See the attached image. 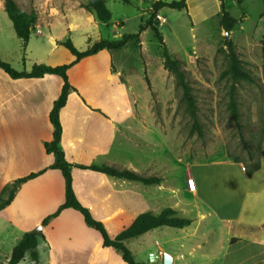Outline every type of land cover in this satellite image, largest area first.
Listing matches in <instances>:
<instances>
[{"label":"crops","instance_id":"crops-1","mask_svg":"<svg viewBox=\"0 0 264 264\" xmlns=\"http://www.w3.org/2000/svg\"><path fill=\"white\" fill-rule=\"evenodd\" d=\"M87 1L16 0L21 10L36 11L38 20L34 28L41 31L36 35L46 38L53 45V51L75 32L89 38L91 32L98 31V36L103 37L101 27L108 24L100 23L82 7ZM219 4L220 1H216L212 15L220 11ZM0 11H5L4 0H0ZM94 42L89 38L88 47ZM110 52L102 50L68 70L69 82L75 90L60 111L63 127L60 148L66 160L74 165V191L79 201L98 220L115 223L123 229L137 216L128 213L131 205L135 207L139 192L152 193L153 188L167 191L169 186L162 174H146L130 159L120 163L111 157L116 152L115 144L119 145L122 140L129 146L135 145L134 136L138 132L152 142V128L137 119V113L149 111L148 96L142 97L123 83L127 75L116 68ZM74 59L73 56L71 62ZM69 61L54 63L42 58L36 59L35 64L59 65ZM62 84V79L55 75L12 79L0 68V194L15 180L53 164L54 157L46 153L45 143L53 138L49 114ZM116 154H121L119 149ZM76 165L128 169L144 177H159L160 182L145 185L81 170ZM185 182V192L190 194L198 217L190 219L192 223L186 228H175L178 237L160 244V252L171 255L173 264H190L188 256L194 258L198 254L208 259L204 264L215 259L219 264H264V140L260 169L252 177L247 176L245 167L233 161L193 163L189 165ZM64 202L62 173L47 169L21 185L12 203L0 211V219L25 233L36 229ZM172 209L178 216L185 212L178 209V203ZM203 223L205 228L201 230L199 226ZM214 225L220 227L221 235L216 244L221 257L207 250L213 231L209 226ZM42 231L48 255L61 257L64 264H126L112 248L102 246L100 233L88 227L74 209L62 211ZM55 233L60 237H53ZM53 257L52 264L59 262Z\"/></svg>","mask_w":264,"mask_h":264},{"label":"rangeland","instance_id":"rangeland-1","mask_svg":"<svg viewBox=\"0 0 264 264\" xmlns=\"http://www.w3.org/2000/svg\"><path fill=\"white\" fill-rule=\"evenodd\" d=\"M105 1L112 13V20L108 25H102L103 37L98 36V31L91 32L89 38L92 42L101 38L121 40L125 35L138 34L141 24L146 23L152 15L153 3L160 0H129L128 3L123 0ZM162 1L170 3L179 0ZM216 1L219 3V0H187L186 10L165 7L153 20L159 26L170 55L183 62L199 109L201 137L197 132L191 133L193 122L184 111L181 89L175 78L164 69L163 49L151 28L141 32L139 40H130L122 49L110 52L116 68L127 75L123 77V83L142 97L148 96L146 105L149 111L137 113V119L145 121L152 128V142L138 132L134 136L135 145L129 146L122 140L119 145L115 144V151L119 149L121 154L117 155L115 152L111 157L120 163H127L130 159L143 173L162 174L169 186L167 191H155L153 188L152 193L139 192L137 203L135 207L130 206L128 215L147 211L158 214L178 203V209L185 211L180 212L179 217L194 219L198 217L197 208L190 194L185 192L189 165L234 162L236 158L239 160L237 163L244 167L249 163L247 151L241 143L229 109L231 81L222 76L227 63L225 54L221 51L226 32L221 25V7L217 14H211ZM225 2L228 12L239 21L231 31L230 38L236 45L242 67L256 81L240 82L236 99L245 139L257 146L262 131L264 132V4L261 0H243L241 4L240 0ZM159 15L165 18V23L160 22ZM89 38L83 37L79 32L71 35L73 44L81 51L88 48ZM52 48L53 45L46 38L39 37L33 30L30 43L24 50L7 13L0 11L2 61L9 63L17 71H30L36 59L42 58L54 63L69 60L63 64L71 63L73 55L64 46L59 44L54 51ZM98 68L100 71V64ZM146 76L151 83L150 89ZM204 224L199 226L201 230L205 228ZM105 225L111 237H115L122 229L112 222H106ZM209 227L213 231L210 233L207 250L221 257L216 244L221 235L220 227ZM22 235L23 232L0 219V264H7ZM53 237L59 238L60 234L55 233ZM177 237V229L162 227L126 241V246L140 264H162L160 244ZM37 251V263L27 254L20 264H52L53 256L48 255L47 243H40ZM54 260L59 261L56 264L65 263L59 256ZM188 260L190 264H204L208 261L201 254L194 258L188 256ZM209 264H219V261L215 259Z\"/></svg>","mask_w":264,"mask_h":264},{"label":"trees","instance_id":"trees-1","mask_svg":"<svg viewBox=\"0 0 264 264\" xmlns=\"http://www.w3.org/2000/svg\"><path fill=\"white\" fill-rule=\"evenodd\" d=\"M123 1L126 3L129 2V0ZM219 1L221 7V25L225 32H231L239 21L228 12L225 0ZM261 1L264 4V0ZM242 2L243 0H240V4ZM82 7L86 11L94 14L100 23L108 24L112 20V13L107 7L105 0H88L87 3ZM165 7L177 10H186L187 0L173 1L170 3L164 2L162 0L154 2L152 15L146 23L141 24L140 32L134 35H125L121 40L101 39L90 44L87 49L81 51L75 47L70 38L67 39L60 44L64 46L75 58L74 61L69 64L57 66L34 64L30 71H17L9 63L0 59V68L4 70L12 79H35L43 78L45 75H55L60 77L63 82L59 97L54 101L49 114V119L53 126V138L50 142L45 143V151L47 154L53 155L54 157L53 164L47 169L59 170L65 180V202L61 204L54 213L46 216L42 220L40 226L43 228L48 226L50 222L59 217L62 211L65 209H74L82 215L84 222L88 227L100 233L102 237V246L105 248H112L115 252L121 255L122 260L126 264H140L134 258L131 250L126 246V241L138 238L152 230L162 227L183 229L190 226L192 220L179 217L177 211L170 207L163 209L159 214L144 212L137 215L136 218L133 219L128 224V226L123 228L115 237H111L108 233L105 223L101 220H98L93 215L91 210L79 201L75 194L72 176V169L74 165L66 160L65 154L60 148V141L63 133V127L60 120V111L66 105L70 93L75 90L70 84L68 78V70L72 66L82 59L93 56L102 50H120L125 47L128 41L139 40L140 33L147 30L148 28H151L163 49L164 69L175 78L177 86L181 89V101L184 104V111L193 122L191 133L197 132V134L201 137L202 127L198 120L199 109L193 89L187 80L186 72L183 68V62L179 59L173 58L170 55L164 42L163 35L159 30L158 24L153 22L157 14ZM4 8L13 24L17 37L22 41L23 49L26 50L32 31L38 20L36 11L32 10L30 12H25L21 10L16 0H4ZM221 51L225 54L227 62L226 69L223 71L222 76L231 81L229 109L233 121L238 128L241 143L248 154L249 163H247L245 166L246 174L247 176L252 177L260 169V153L264 140V132L262 131V136L257 146H255L253 142H249L245 139V136L242 132V124L240 123V112L236 99V91L240 82L256 83V81L254 76H252L242 67V61L237 52L236 45L231 38L227 39L225 37L224 47L221 48ZM145 80L147 82L148 88L150 89L151 83L147 76L145 77ZM234 162L237 163L239 160L236 158L234 159ZM75 167L81 170L93 171L113 177L124 178L129 181L140 182L145 185H154L160 182L159 177H144L128 169H119L105 165H76ZM47 169L19 178L4 188L0 196V211L12 203L22 184L38 177ZM42 241L47 243L43 231L38 232L36 229H34L32 231L23 233L21 239L18 240L17 244L13 248L10 257L8 258L7 264H20L22 261H24V258L27 254L30 255L33 262L37 263L39 260L37 248Z\"/></svg>","mask_w":264,"mask_h":264},{"label":"water","instance_id":"water-1","mask_svg":"<svg viewBox=\"0 0 264 264\" xmlns=\"http://www.w3.org/2000/svg\"><path fill=\"white\" fill-rule=\"evenodd\" d=\"M230 34H231V32H226V38L227 39H230ZM42 229H43V227L39 226L36 230L38 232H41ZM173 262H174V260H173V257L171 255H169L167 253L163 255V264H173Z\"/></svg>","mask_w":264,"mask_h":264},{"label":"built area","instance_id":"built-area-1","mask_svg":"<svg viewBox=\"0 0 264 264\" xmlns=\"http://www.w3.org/2000/svg\"><path fill=\"white\" fill-rule=\"evenodd\" d=\"M158 19L162 24L166 22L165 18L162 17L161 15L158 16ZM33 30H35L36 34L38 35L41 34V31L38 28H34ZM242 167H244V165H242Z\"/></svg>","mask_w":264,"mask_h":264}]
</instances>
